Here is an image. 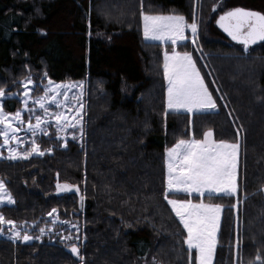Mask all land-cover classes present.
<instances>
[{"label":"trees","instance_id":"1","mask_svg":"<svg viewBox=\"0 0 264 264\" xmlns=\"http://www.w3.org/2000/svg\"><path fill=\"white\" fill-rule=\"evenodd\" d=\"M208 2L202 0L203 9ZM143 4L144 11L183 15L187 22L196 10V0ZM140 12L141 0H0V87L19 90L29 72L87 85L83 139L65 147L40 136L44 155L0 159V180L15 201L0 213L27 222L32 236L52 227L39 240L0 237V264H82L71 243L83 264H188L186 232L163 198L165 148L178 138L201 139L207 129L216 140L242 142L236 196L204 197L223 205L213 264H252L258 252L264 257L263 41L247 52L203 43L215 80L189 40L177 44V51L192 53L217 108L166 115L162 58L173 46L143 39ZM3 104L7 112L20 107L16 97ZM57 182L80 191L58 193ZM52 208L55 223L47 215ZM70 223L79 239L62 242L76 235Z\"/></svg>","mask_w":264,"mask_h":264},{"label":"snow or ice","instance_id":"2","mask_svg":"<svg viewBox=\"0 0 264 264\" xmlns=\"http://www.w3.org/2000/svg\"><path fill=\"white\" fill-rule=\"evenodd\" d=\"M214 6V9L215 10ZM222 7V5H221ZM143 0H141V12L143 26V37L146 40H158L171 42L172 50L164 51L163 55V77L167 82L166 108L165 114L169 111L180 113H196L217 108L216 100L209 91L207 84L191 52H179L176 50L178 42H184L191 39L193 45L198 42V21L195 13L191 23H188L186 17L178 14H154L144 11ZM216 24L227 33L232 40L238 41L243 45L244 51L249 50L250 45L258 41H264V13L243 7H235L223 11L216 19ZM190 29L191 36L185 34ZM43 32V30H40ZM197 51L200 49L197 48ZM47 78V72H44L43 79ZM15 83V82H14ZM23 92L9 93L5 87H0V137L3 143L0 148L7 147L8 158L26 159L34 153L44 155L39 145L36 143L37 133L47 135L46 126L49 121L54 122L56 136L58 139H64L62 133L67 129L79 128L80 138L84 136L83 109V81L72 83L56 84L50 78L43 84L44 95L32 97V89L29 87L34 84L31 73L21 81ZM73 88H79L78 95L69 96ZM63 90V91H62ZM20 95L23 107L15 112H7L4 109L3 99L6 96ZM63 97L61 99L60 97ZM222 99V97H221ZM29 100H32L34 106L42 110L43 115H35V123H32V115H29L26 129L18 125H24L23 112H34V108H29ZM56 106L57 111L50 112L48 104ZM72 105V106H70ZM67 109L68 111H64ZM74 114L70 117L68 112ZM31 133V148L18 151L11 146V141L16 145L25 143L17 134L21 131ZM239 135V130H237ZM75 140V133L72 134ZM66 140L64 145L66 147ZM239 140L229 142L228 140H216L213 138V130L207 129L203 132L201 139L191 136L187 139L178 138L171 147L165 148L166 165V187L163 198L175 217L179 219L186 235L183 237V243L187 246L188 264H213V257L218 244V231L220 228L221 210L223 205L219 203L205 202L204 197L209 199L221 195H234L238 191V154ZM51 152L52 148L46 149ZM3 153L0 152V156ZM56 190L60 192H79V187L69 183L56 184ZM183 193L188 196L197 195V202L192 199H171L170 195ZM85 197L80 195V206L83 207ZM5 200L9 204H14L10 193H8L5 182L0 180V203ZM56 208H52L47 213L53 217L57 213ZM59 220L56 215L53 223ZM61 223H69L61 221ZM5 226L7 231H5ZM73 227H76L73 225ZM78 230V228H77ZM46 231V227H40L38 236L28 234V224H17L15 221L5 219L0 213V235H8L12 240H22L24 242L33 239L39 240ZM79 239V236H62L61 241H71ZM239 246V241L237 242ZM71 253L79 256L82 264L83 257L79 255V249L75 243L70 244ZM252 264H264V257L258 252Z\"/></svg>","mask_w":264,"mask_h":264},{"label":"rangeland","instance_id":"3","mask_svg":"<svg viewBox=\"0 0 264 264\" xmlns=\"http://www.w3.org/2000/svg\"><path fill=\"white\" fill-rule=\"evenodd\" d=\"M217 1L218 0H209L206 9H203L202 8V4H201L202 0H196L195 16H196V19H197L198 24H199V27H198V37L199 38H198V42H197L196 45H193L192 42H191V39H188L191 42L190 44L194 47L195 51L197 52L198 56H200V59H202V61L206 64V66H207V68L209 70V74H210V76H211V78L213 80H215V75H214L213 71L211 70V68L208 65V58L206 59V54L207 53L205 52L203 43L216 42V43H220V44H222V45H224L226 47L232 48V50L234 49V50H239L240 51V50L244 49L243 45L241 43H239L238 41L232 40V38L227 33H225L223 31V29H221L220 27H218L216 25V19H218V17L222 14L223 11H226V10H229V9L235 8V7H243V8H246V9H251V10L260 11V12L264 13V0H224L221 3L222 7H221V5H219L218 8L215 7V10H213L214 6H216L217 3H218ZM188 23H191V22H188ZM142 33H143V26H142ZM185 34L190 37L191 36L190 29H187ZM143 39L145 41H150V42H157V43H162V44H168V43L171 44L170 41L166 43L164 41H158V40H146L144 37H143ZM179 43H183V42H178L177 44H179ZM260 46L264 47V41H263V43H260V45H258V47H260ZM197 48H199L200 50L197 51L196 50ZM249 48H250V46H249ZM249 51H250V49H249ZM163 55H164V51H163ZM162 61H163V58H162ZM209 64H210V62H209ZM27 75H29V73ZM31 76H32V80L34 81V84L29 86L32 89L31 96L32 97H38V96L44 95L43 84L47 83V79L48 78H44L43 79V83H42V77H43L42 73L37 74V75L31 74ZM23 79H21V80L23 81ZM80 81H83L82 102L84 103V109H83V119H84V117H85V107H86V90H87L86 80H74V81L73 80L72 81L71 80H67V81H53V82L56 83V84H61V83H72V82H80ZM165 85H166L165 89L167 90V82H166V80H165ZM20 86H21V88L19 90L17 89V90H15V92H9V93H18V94L22 95V92H23L22 84ZM166 90H165V107H166V94H167ZM79 93H80V89L79 88H73L70 91L69 96L71 97L72 95H78ZM221 94H220V96L224 100V95H223L222 92H221ZM7 97H16V98H18L19 102H20V107L19 108L23 107L21 99H20V95L6 96L5 98H7ZM60 98L63 99L62 96ZM70 106H72V105H70ZM28 107L29 108H34L35 109L34 112L33 113H29L27 111H24L23 112V118L25 120V124L24 125H18V126L23 127L25 129H26V126H27V120H28L29 115H32V117H33V119H32V123L33 124L35 123V119H34L35 115H43L42 110L39 109L38 107L34 106L33 103H32V100H29ZM48 109H49L50 112L57 111L56 106L51 104V102H49V104H48ZM215 110L216 109L208 110V111H215ZM64 111L67 112L68 110L64 109ZM181 112H183V111H181ZM73 114H74V109H73L72 112H68V115L70 117ZM46 131L48 133L47 135H44L43 133H37V136L35 138L36 139V143H37L38 138L40 136H43V137L54 136L55 138H57V136H56V128H55L54 122L49 121V124L46 126ZM73 133H75L76 139H81L78 127L76 129H72V128L67 129L65 133L61 134L62 136H64V139H58V138L57 139L61 142V144L64 145L65 140L67 142L68 140L73 139L72 138V134ZM17 135L21 139H24L25 143L20 144V145L17 146L15 141H11L10 142L11 146L17 148L18 151H22V150H25V149H30L31 148L30 141L32 139L31 133H29V132H27L25 130V131L19 132ZM240 139H238L239 140V144H240L239 154H238V170H237L238 172H239L241 145H242L241 144L242 142H241ZM2 143H3V138L0 137V144H2ZM39 148H40V146H39ZM40 150H41V148H40ZM0 152L3 153V155L0 156V159L1 158L2 159H10V158H8V149H7V147L0 148ZM36 155H39V154L38 153H34L31 156H36ZM18 159H10V160H18ZM237 182H238V177H237ZM165 187H166V165H165ZM60 193H63V192H60ZM236 194H234L233 196H236ZM169 198L178 199V198H173V197H169ZM188 199H190V198H188ZM194 202H197V201H194ZM4 205H11V204L7 203V201L5 200L4 203H0V206H4ZM170 208H171V206H170ZM220 215H222V210H221V214ZM54 217H55V215L52 217V222H53ZM220 221H221V219H220ZM73 225H75V224L70 223V224L67 225V227H68L69 231H74L75 232V234H76L75 237H76V236H78V234H77V226L75 225L76 227H73ZM7 227L8 226H5V231H7ZM46 228H48L49 231L52 229L51 226H47ZM45 233H46V231H45ZM218 233H219V231H218ZM69 235L70 234H68V236ZM0 237L11 239V238H9L8 235H0ZM22 242H24V241H22ZM213 260H214V257H213Z\"/></svg>","mask_w":264,"mask_h":264},{"label":"flooded vegetation","instance_id":"4","mask_svg":"<svg viewBox=\"0 0 264 264\" xmlns=\"http://www.w3.org/2000/svg\"><path fill=\"white\" fill-rule=\"evenodd\" d=\"M217 25V24H216ZM218 26V25H217ZM219 27V26H218Z\"/></svg>","mask_w":264,"mask_h":264},{"label":"crops","instance_id":"5","mask_svg":"<svg viewBox=\"0 0 264 264\" xmlns=\"http://www.w3.org/2000/svg\"><path fill=\"white\" fill-rule=\"evenodd\" d=\"M150 42V41H149Z\"/></svg>","mask_w":264,"mask_h":264}]
</instances>
